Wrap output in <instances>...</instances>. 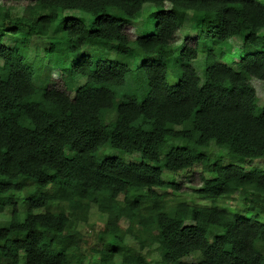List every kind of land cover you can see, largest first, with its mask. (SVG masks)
<instances>
[{
    "label": "trees",
    "instance_id": "1",
    "mask_svg": "<svg viewBox=\"0 0 264 264\" xmlns=\"http://www.w3.org/2000/svg\"><path fill=\"white\" fill-rule=\"evenodd\" d=\"M187 16L194 34L177 48ZM33 36L48 46L29 61ZM253 79L264 81V0H0V264H85L76 227L91 205L106 215L99 264H264V169L208 152L264 157ZM163 171H186L204 204ZM153 245L152 262L141 251Z\"/></svg>",
    "mask_w": 264,
    "mask_h": 264
},
{
    "label": "rangeland",
    "instance_id": "2",
    "mask_svg": "<svg viewBox=\"0 0 264 264\" xmlns=\"http://www.w3.org/2000/svg\"><path fill=\"white\" fill-rule=\"evenodd\" d=\"M17 12H20V9H16ZM15 10V11H16ZM72 15H76V13L74 12H65L64 16H72ZM147 15L146 12H142L140 17L137 20H133L131 22V26L128 27V31H130L133 34V31L141 33L143 31V25L145 22ZM193 20L187 16L183 27H182V31L180 33V40L178 42V47L180 48L183 44V40L187 35H193L194 34V30L192 28L193 25ZM9 38L7 36L4 37V42H8ZM241 43H242V39L240 37H234L233 39L230 40V51L234 52L236 50H239L241 48ZM30 46H31V51L28 54V58L29 61L33 60V50L35 46H39V50L41 51V53H43L44 49L48 46L47 44V40H45L42 37H38V36H33L30 40ZM192 65L195 67L196 71L198 72L199 75H201L203 67H204V54H200L198 55V57L196 59H194L192 61ZM50 74H52L53 77H57L58 76V70L57 69H52L50 71ZM80 83H83V80L80 81ZM252 85L254 86L255 90H256V95L258 98L257 101V107L261 108L262 106H264V81H260L257 79H253L251 80ZM176 143H180V141H176ZM105 155H109V156H120L122 157L124 160L128 161V162H135L138 163L140 161V157L138 156L137 153H131V154H127V153H120L118 150L116 149H112V148H105L103 150ZM208 152L212 153L213 155L220 157L222 160V163L227 164V163H237L241 166H243L246 170L254 167V166H258L264 169V157L263 158H258V159H245L243 161L241 160H235L232 159L228 156L227 151L222 148L219 147L218 145L214 144L213 142L210 143V145L208 146ZM192 171H196L198 172L200 170V167L198 165L193 166ZM185 174L186 171H180V172H176V173H171V172H167V171H163L162 176L165 180L167 181H171V180H175L176 183L181 184V193L179 194L180 197H182L183 199H185L189 204L192 205H199V204H204V202L200 201L198 199V196L196 193L193 192V190L191 188H196L198 187L197 184H190L186 179H185ZM159 191H165L170 193V197H173L171 195V190L170 189H160ZM13 197L16 201L18 210L20 212L23 211L24 209V195L21 192H14L13 193ZM122 198V196H120V199ZM229 200L226 201V203H228ZM38 211H43V209H39ZM10 213H11V208L10 207H6L3 212L0 213V222L1 224H3L7 219H9L10 217ZM123 223L124 220H121ZM106 222V215L101 213L96 205H91V208L89 210V216H88V220L87 222H78L77 223V231H78V236L80 237L79 240V245L83 251L84 254V262L85 264H99V257L97 253H94L93 250L94 248H96L97 246H99V242L96 239V237L94 236V232L99 231L100 229H102L103 225ZM125 241L128 245L137 248L138 244L136 242V240H134L132 237L126 236L125 237ZM150 248V252H148V247H145L144 249H142V253L145 254V256L148 258L149 261H156L159 260V255L157 253V251L154 250L155 245L149 247ZM147 252V253H146ZM201 259V256L198 252H193L188 254L187 256H184L182 258L183 261L186 262H197ZM114 261L116 264H121V259L120 256H114Z\"/></svg>",
    "mask_w": 264,
    "mask_h": 264
}]
</instances>
